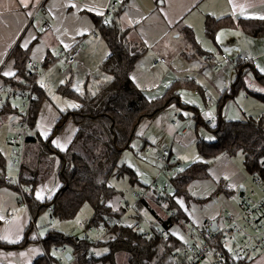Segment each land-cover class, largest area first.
<instances>
[{
	"label": "trees",
	"instance_id": "obj_1",
	"mask_svg": "<svg viewBox=\"0 0 264 264\" xmlns=\"http://www.w3.org/2000/svg\"><path fill=\"white\" fill-rule=\"evenodd\" d=\"M88 14L97 25L99 17L91 12ZM117 14L118 12H115L106 18L98 28L99 37L103 39L109 50L108 55L100 61L99 68L109 78L101 79L102 75H96L93 88L87 87V80L83 89L73 88L70 82L62 83L57 87L61 95L76 100L78 107L62 112L52 132L44 139L38 135L27 137L18 175L19 182L23 186V195L19 196L20 201L23 199L26 201L34 222L39 214L47 210L53 218L73 219L83 204L88 203L92 208V214L84 221V225L86 228L92 226L97 229L105 225V238L92 240L86 236L66 234L50 228L41 239L50 258H46L42 253L31 264H56V259L51 253L56 246L68 247L71 264H117L116 258L119 254L125 257L126 264H161L165 254L180 248L183 241L171 231L169 240L164 241L159 229L164 227L170 230L175 224L181 226L188 224L190 220L182 203L186 206L191 203L202 205L212 198L211 195L203 198L192 196L188 191V185L194 179L208 178L210 165L215 158L222 154L234 156L237 152H241L245 172L258 183H264V112L243 120L223 119L220 115L223 104L228 99L234 98L240 89L246 88L244 77L248 72L264 86V75L256 70L251 61H247L235 66L232 83L222 91L221 97L215 102L214 113L217 116L215 124L208 127L200 121L214 137L211 141L199 138L196 146L201 158L183 165L181 170L169 176L168 189L160 192L152 190L146 197L137 201L132 217L135 218L134 223H139L140 227H135L134 223L113 222L126 211V206L115 210L109 205V201L120 193L110 183V179L128 177L131 186L137 184L142 189L148 186H143L133 169L119 162L123 150L131 148L139 124L145 119L154 118L171 104L193 112L198 121L200 113L196 106L181 101L180 89L193 86L185 79L186 76L172 81L161 95L154 98H148L135 84L131 79V72L136 61L146 52L147 46L134 27L120 26ZM237 25L248 36L264 37V19L234 20L230 15L206 16L204 34L215 41L219 30ZM177 31L193 50V52H183L185 56L211 59L212 53L201 47L191 27L179 23ZM29 54L28 47L16 45L12 49L7 58L13 61L15 76L5 78V83L19 85L17 81L24 76L27 61L30 59ZM47 62L41 66L45 67ZM61 68L65 71L64 64L60 67V72H63ZM35 90L37 100L31 104L29 117L31 129L35 124L40 104L46 97L43 88H38L36 85ZM256 94L264 101L263 94ZM6 109L7 103L0 104V112ZM68 119L74 123L76 131L67 148L61 151L52 145L51 140ZM57 158L60 185L52 196L39 200L34 195V188L51 176ZM3 163L0 160V183L7 184L3 178L5 174ZM222 184L223 180L218 182L215 195L222 191ZM8 185L19 192L15 182ZM156 203L160 205L163 203L166 209L172 210V214L169 215L166 210L162 213L158 211L155 207ZM146 215L151 219L146 218ZM106 220L111 223L107 224ZM143 220L148 222L143 223ZM139 229L147 231L149 235L144 236L143 233L138 232ZM33 231L34 228L29 222L20 241L11 244L0 242V250H19L28 244L39 243ZM98 246L106 247L108 252L96 256L93 248ZM250 263L251 260L242 258L227 264Z\"/></svg>",
	"mask_w": 264,
	"mask_h": 264
},
{
	"label": "crops",
	"instance_id": "obj_2",
	"mask_svg": "<svg viewBox=\"0 0 264 264\" xmlns=\"http://www.w3.org/2000/svg\"><path fill=\"white\" fill-rule=\"evenodd\" d=\"M107 2L108 0H84L83 3L74 0H29L28 7H24V5L20 3V0H0V65L3 62L0 68V88H2L4 84H10L8 82L5 83L4 80L11 76H5L3 73H15L13 61L7 57L16 45L23 48H30V59L38 61L41 65L47 61H51L47 62L46 66L43 67L37 80V87L43 88L46 97L40 104L35 124L32 129H30L29 135H38L44 139L45 136L43 133L47 132L49 135L52 132L60 114L76 108L70 107V105H78L76 100L63 96L57 91V87L60 84L70 82L73 88L78 89L79 87L76 88V85L80 86L82 80H76V77H80L81 79L85 77V79L88 80L91 76L95 77L99 75L97 70L99 69V63L102 59H98L97 62L99 63L94 66V64L88 60L87 55L92 59V55L99 51L103 53L101 55L107 56L109 50L107 51L105 45L99 42L100 37L96 38L91 35L95 24L88 12L97 15L100 20L101 15L97 13H100L101 10L106 7ZM37 5H41V9L34 15L33 11ZM72 5H75V7H72ZM116 12H118L117 20L120 26L123 28L134 27L136 33L145 45L151 47L165 39L168 31L172 33L175 32L179 23L191 27L195 34V25H198V28L201 27L204 32V20L206 16L222 17L230 15L234 20L238 18L264 17V0H118V9ZM39 15L42 17V22L40 23L39 29H37L32 26L35 17ZM45 21L50 23V28L47 30H43L42 28ZM233 28L235 31H232L233 29L230 28H224L217 32L215 41L213 42L218 47L213 51L209 50L212 53L211 58H215L219 51L228 53L227 49L230 47L234 49L236 47L235 45L240 44V41H246L247 45L252 50L253 59L250 58L251 62L254 64L256 70L264 75V72L261 71V69H264V37L248 36L243 33L239 25ZM40 30L46 31V33L41 35ZM48 31L50 32L47 33ZM85 33L90 35V39H88L85 46L83 44L85 40L83 41L78 59L79 63L69 67L70 74L65 73L66 70L60 72V67H62L61 64L57 70L60 73L59 77L50 73L53 66L60 62L62 63V57L65 51L76 42L77 38ZM96 44H98L99 50H97ZM94 45H96V48ZM86 50L87 52H85ZM91 50L93 52L90 53ZM150 50L151 48L146 50L136 61L134 69L131 72V79L144 91L146 96L147 90L151 91L158 85H162L166 88L175 79H183L185 76H190L195 82L190 81V84L193 86L191 88L188 87L189 92L192 88H197L204 100V94H208V87L202 83L199 84L201 81L193 74L175 76V71L171 72L169 70L170 72L165 76L161 77L159 74L158 76L160 77L155 76L152 72L158 66L165 68L163 64L166 62V58ZM84 52L87 53V55H85ZM145 55L149 56L147 59L148 64L144 61ZM158 57H164L165 62H158L155 66H151L152 61ZM78 66H81L83 74H77L76 77H74L71 71L73 68H78ZM223 70L228 71V78H230L231 73H233V68L227 66ZM76 82L80 84H76ZM258 94L264 95V89L262 92H258ZM182 98L184 100H182ZM11 101H16V104H12ZM181 101L194 105V101L191 99L189 100L190 102L187 101L184 98V94H181ZM4 103H7V109L0 112V160L4 162V171L5 174L9 176V179H4L7 184L0 183V242L11 244L23 238L24 231L30 222V213L21 203L19 198L20 193L8 185V183L15 182L18 175L17 164L14 162L16 157V146L10 142L12 130L9 127V121L18 116L20 100L9 98ZM207 103L208 102L204 100L203 105L205 106ZM188 111L189 110L178 108L175 104H171L154 118L143 120L137 127L136 142L134 139L132 141L134 145L131 143V148H129L133 155L129 154L134 159L132 162L136 163L138 170L136 168H131L125 162L121 164L133 169L143 186L146 184L143 183L139 176L143 174L147 177L150 176V164L152 160H154V155L159 149L170 147L172 157L182 165L181 158L192 160L196 156L192 153L187 155L185 152L177 151L176 153L173 151L174 146L184 147L189 151L188 149L201 138L196 134L198 133V128L192 123L196 118L193 116V113L190 115ZM190 123H192V126ZM196 124L197 122L195 120V125ZM75 131L76 126L68 119L63 128L53 136L51 140L52 145L64 151L69 145ZM53 141L59 142L63 147L58 148ZM146 145H149L148 150L144 149ZM58 163L59 160L57 158L55 169L51 176L35 186V197L37 192H40L43 197L39 200L49 198L59 187L60 183L57 175ZM139 168L141 171H139ZM210 171L213 174L216 184L221 180H225L226 177L227 179L231 177V180L229 179L231 182L240 180V178H238L239 174L236 172L235 166L229 157H220L209 168V174ZM124 178L128 180V177ZM144 180H146V177ZM128 184L130 185L129 180ZM116 188L121 191L120 188ZM132 188L142 189V187L137 184L132 186ZM221 198L223 197L221 196ZM223 199H220L218 202L216 201L214 204L209 203L208 207L201 212L193 213V215H191L192 219L202 223H207L215 219L218 214L222 212L223 208L228 206V203ZM128 203L129 201L123 196L122 191L109 201V205L115 210ZM8 212L12 214L11 219L9 222L4 223L3 219L7 216ZM127 212H125V214ZM42 213L47 214L49 218H53L49 210ZM190 221L188 222L189 226L190 223L196 224ZM83 222L82 220V223ZM145 222L147 223L148 221ZM89 233L91 236L86 237L92 240L105 238V233L100 230L96 233L89 231ZM176 237L185 241L188 239V234H184L183 237ZM42 253L43 249L40 243H31L19 250H0V264H31L32 261ZM254 259L250 264H264L263 256ZM65 264H71V262L68 261Z\"/></svg>",
	"mask_w": 264,
	"mask_h": 264
},
{
	"label": "built area",
	"instance_id": "obj_3",
	"mask_svg": "<svg viewBox=\"0 0 264 264\" xmlns=\"http://www.w3.org/2000/svg\"><path fill=\"white\" fill-rule=\"evenodd\" d=\"M83 3L84 0H74ZM41 9V5H37L33 11V14H37ZM118 9V0H108L106 7L101 10V18L97 25L94 26L91 34L94 37H99L98 28L105 22L106 18H109ZM43 30L50 28V23L45 21L42 25ZM85 40L84 37H79L76 42L67 50L63 55L64 67H70L79 63V54L82 48V43ZM230 55L225 51H219L215 58H212L215 67H220L231 63ZM250 61L247 56H241L239 61L233 63V69L238 63H244ZM158 62H165L164 57H158L154 59L151 66H155ZM3 62L1 63V65ZM0 65V68H1ZM43 67L41 64L34 60L29 59L24 71V76L17 82L19 85L4 84L0 88V104L7 101L9 98H15L20 100L21 112L18 111V116L9 121V127L12 130L10 142L16 146L15 160L17 164L18 175L19 168L23 158L24 148L26 145L27 137L30 134V108L33 101L37 100V94L35 87L37 80L41 74ZM63 71V68H61ZM186 80L195 82V80L186 76ZM193 94H199L197 88L190 90ZM204 100L208 102L198 116L206 126H213L217 120L216 114L211 110L215 103L211 102L209 94H204ZM144 149H149V145H146ZM154 161L158 165V173L155 179L159 176L165 177V182L162 190L158 189L156 180L149 184L147 187L141 189V191L133 192L134 201L126 204V211L135 209L137 201L142 197H146L149 192L155 190L156 192L163 191L169 188L168 177L182 169V165L176 159L172 157L170 147H163L154 155ZM17 175L15 183L19 188V193L23 195V186L19 182V176ZM4 179H9V176L4 174ZM257 182V180H255ZM258 183V182H257ZM221 189L225 195V200L228 206L224 207L222 212L218 214L216 219V229L214 231L209 229L210 221L204 226L192 224L188 227V239L182 242V245L178 249H173L167 252L161 264H227L237 259L253 260L257 256L264 254V190L260 194L252 189L247 193L244 189L243 196H240L239 187L233 185L228 180H223ZM21 203L28 209L26 201L23 199ZM165 204V202H164ZM169 215L172 214L171 209H166ZM124 213L117 217L113 222L122 223ZM30 213V212H29ZM12 214L8 212L7 216L3 219L4 223L10 221ZM30 223L34 228V236L41 244L43 249V255L46 258H50V255L44 249L41 239L43 236L37 233L35 222L30 214ZM109 224L111 221L106 220ZM135 227H140L139 223L133 224ZM85 226V225H84ZM86 228V227H85ZM89 231H93L94 227L90 226L86 228ZM106 234L105 225H101L98 229ZM144 236H148L149 233L141 229ZM160 235L164 241H168L170 237V230L168 228L161 227L159 229ZM68 247L56 246L52 249V255L56 259V264H65L69 260L66 258L68 253Z\"/></svg>",
	"mask_w": 264,
	"mask_h": 264
},
{
	"label": "rangeland",
	"instance_id": "obj_4",
	"mask_svg": "<svg viewBox=\"0 0 264 264\" xmlns=\"http://www.w3.org/2000/svg\"><path fill=\"white\" fill-rule=\"evenodd\" d=\"M41 18L42 17L40 15L36 16L34 19V23H33L32 27L39 29L40 23L42 22ZM122 26H125V25H122ZM195 28H196V29H194V30H196L195 31V38L199 42L201 47L205 48V50H208V51L209 50L213 51L214 49H217L218 46L216 44H214V42L211 39H209L208 37L205 36L201 27L198 28V25H195ZM230 29H233L232 31H235L234 28H230ZM49 32L50 31H48L47 33H49ZM43 33H46V31H41V35H43ZM81 37H84L87 39V40L85 39V41L83 43L85 46L88 42V39H90V35L85 33ZM165 37L166 38L159 41V43H157L151 47L147 46V50H149V48H151V50H150L151 52L159 53L166 58V62L163 64L165 66V68L158 66L154 69V71L152 73L157 77L165 76L170 71L171 72L175 71V73H176L175 76H181V75H185V74L195 75L201 81V82H199V84L202 83L203 85L208 87L207 92L211 97L210 103H215L221 97L222 91H224L225 89H227L229 87V85L232 83V80L234 78V75H235L234 69H233V73H231L230 78H228V71L223 70V69L226 68L227 66H231L233 68V63H236V61H239L241 56H247L249 59L253 57L252 52H251L252 50L247 45V42L246 41H244V42L240 41V44L235 45L236 47L234 49H233V47H230L229 49H227V52L230 55L229 57L231 59V63L220 66V67H215L213 64L212 58L211 59H205L203 57L189 58V57L185 56L183 54V52L188 53L190 51L193 52V50L188 46V44L185 41V38L182 36V34H179L177 29L173 33L171 31H168V33ZM99 42L102 43L103 45H105V49L108 51V48H107L105 42L103 41V39L99 38ZM96 45H97V50H99L98 44H96ZM96 45H94L95 48H96ZM208 48H210V49H208ZM85 52H87V50ZM91 52H93V51L91 50L90 53ZM101 54H103V53H101L99 51L95 52L92 55V59H90L89 56L87 55V53H85V55H87V57H88V60L90 62H92L94 64V66H96L99 63V62H97L98 59H103L106 57L105 55H101ZM99 56H101V57H99ZM148 58H149V56H147V55L144 56V59H145L144 61L146 62V64H148L147 63ZM250 61H251V59H250ZM60 64H61V66L63 65V63L60 62V63L56 64L55 66H53L51 71H50V73H53V75H55L56 77L60 76V73L57 71ZM160 65H162V64H160ZM69 69H70L69 67H66L65 73L70 74ZM71 72L73 73L74 77H76L77 74H83V70L81 69V66H78V68H73ZM97 73L99 75L103 76V77H101V79L102 78L103 79L109 78V76L107 74H105L104 72H102L100 70V68L97 70ZM158 74L160 76H158ZM61 75H64V74H61ZM244 78L246 81V88L240 89L239 92L234 96V98L228 99L223 104L221 112H220V115L223 119L243 120L249 116H256V115L264 112V101L262 100L261 97L257 96V94H256L258 92L263 91V89H264L263 86L261 84H259L255 78H253L251 76L250 72H248ZM75 79L76 80L79 79V81L82 80L80 86L76 85V84H80L77 82L75 85H76V88L79 87L78 89H83L84 83L86 82L85 77L83 79H81L80 77L79 78L76 77ZM95 81L96 80L94 79V77L91 76V78L87 80V87L93 88L95 85ZM164 88H165L164 86L158 85L155 89H153L151 91L147 90L146 94L148 97L154 98V97L159 96L163 92ZM180 94H184V98L187 101H189L190 99L193 100L194 101L193 104L195 106H197V108L199 110H202L204 108V105H203L204 100L200 94H198V95L192 94V93L190 94L188 87L181 88ZM182 100H184V99L182 98ZM11 102L14 105L16 104L15 103L16 101H11ZM18 109H20V111H19V113H20L21 112L20 106H18ZM211 110L213 112H215V105L211 108ZM188 112L190 115H192V113H193L191 111H188ZM193 116H194V114H193ZM192 119H194V118H192ZM195 120L197 122L196 125H195ZM200 121H201L200 118H199V121H198V119H194L193 122L190 121L193 123V125L195 127L198 128L197 129L198 133H196L197 136H200L201 138H203L206 141L213 140V138H214L213 134L210 132V130L207 127H205L203 124H201ZM192 123H190L191 126H192ZM193 131H194V127H193ZM134 141L136 142V139ZM132 144L134 145V143H132ZM186 149L187 148H184V147L181 148V147H177V146H174V148H173V151L176 153H177V151H181V152H185V154H187V155H189L190 153L196 155L194 157V159H192V160H185V159L181 158L183 165L189 164V163L193 162L194 160H198L201 158L200 154L198 153L196 143H194L193 146L188 149L190 152L187 151ZM145 150H148V149H145ZM129 153L131 155H133L129 148H128V150L127 149L123 150V152H122L123 156L121 154V157H120L121 159L119 160L120 163L125 162L131 168H136L138 170L136 163L132 162V161H134V159L130 156ZM223 156H225L227 158L229 157L231 159V161L233 162V165L235 166L236 172L239 174L238 178H240V180H238L237 182L236 181L231 182L230 181L231 177H229L230 180L227 179V177H226V179L229 180L233 185H235L237 187H239L240 185H243L245 188V191L247 193H249L250 190L253 189L256 192V194H260L264 190V183H262V182L257 183L253 177H251L250 175H248L245 172L244 167H243V160H242L243 154L241 152H237V154H235L234 156L222 154L213 160L210 167L220 157H223ZM150 167H151V169H149V174H150L149 177L144 176V174L139 176L140 179H142L143 183L146 185L153 183L156 180L155 177L157 176V173H158V165L156 164V162L154 160H152ZM139 171H141L140 168H139ZM145 177H146V180H144ZM164 182H165L164 176H159L158 179L156 180V183L158 185L159 190H162ZM110 183L112 185H114L115 188L118 187L121 189L123 196L129 201V203L134 201V198L132 196L133 192L134 191L135 192L141 191V188L140 189L139 188L133 189L132 186L128 184L127 178H124V177H122V178L113 177L110 179ZM217 187H218V185L216 184L215 179H214L211 171H210V176L208 178L194 179L189 183L188 191L190 192V194L192 196H194L196 198H203V197H207L210 195L212 196V198L208 202H206L205 204H202V205L191 203L190 205L186 206L185 203H182V207L187 212L186 214H187L189 220H191L193 223L200 224L202 226H204L206 224V223L198 222L195 219H192L191 215H193V213L195 214L196 212L198 213V212H201L203 209H206L208 207L209 203L214 204V203H216V201L218 202L220 199H223V198L225 199V195L223 192H220L218 195H215V193H216L215 191H216ZM121 191H120V193H121ZM221 196L223 198H221ZM155 207L161 213L164 212V210H166V207L163 203L161 205L156 203ZM132 212H133V210L128 211L125 214V216L122 219L123 222H128L129 224L134 223L135 218L132 217L133 216ZM91 214H92V208L88 203L83 204V206L80 208L78 214L73 219H69V220H59L56 218H49L47 216V214H43V213L39 214L35 219V225L37 227V233L40 234L41 236H44L50 228H54V229H57V230H60L64 233H66V234H73V235H77V236H88L89 237V236H91L89 233V230H87L85 228V226L83 224L84 222L82 223V220L85 221V220L89 219ZM147 214H149V212H147ZM146 218L151 219V217L148 215H146ZM144 222L145 221H143V223ZM143 223H142V225H143ZM188 226H189L188 224L184 225V226L183 225L181 226L180 224H175L171 228V233L176 235V236L183 237V235L187 234V232H188ZM143 227H145V225H143ZM98 231L99 230L97 228H94L93 231H91V232L96 233ZM33 234H34V231H33ZM107 252H108V250L104 246H98V247L93 248V253L96 256L104 255ZM260 256L264 257V254H261L257 257H260ZM116 261H117V264H126L125 257L123 255H120V254L116 258Z\"/></svg>",
	"mask_w": 264,
	"mask_h": 264
},
{
	"label": "snow or ice",
	"instance_id": "obj_5",
	"mask_svg": "<svg viewBox=\"0 0 264 264\" xmlns=\"http://www.w3.org/2000/svg\"><path fill=\"white\" fill-rule=\"evenodd\" d=\"M20 3L23 4L24 7H28L29 0H20ZM72 7H75V5H72ZM97 14H98V15H102V13H97ZM29 15H30V13H29ZM260 18H261V19H264V17H260ZM25 47H26V45H25ZM261 71L264 72V69H261ZM3 75H5V76H15V73H13V72H4ZM70 107H78V105H74V104H73V105H70ZM43 135H44L45 137H47L48 133H47V132H44ZM53 143H54L58 148H62V147H63V146H62L59 142H57V141H53ZM36 197H37V199H42V198H43L40 192H37V193H36Z\"/></svg>",
	"mask_w": 264,
	"mask_h": 264
},
{
	"label": "water",
	"instance_id": "obj_6",
	"mask_svg": "<svg viewBox=\"0 0 264 264\" xmlns=\"http://www.w3.org/2000/svg\"><path fill=\"white\" fill-rule=\"evenodd\" d=\"M244 186L243 185H240L239 186V190H240V196H243V193H244ZM209 229L214 231L216 229V219H212L210 220V224H209ZM139 233L142 232L141 229L138 230ZM66 258L67 260H70L71 259V254L70 252L66 253Z\"/></svg>",
	"mask_w": 264,
	"mask_h": 264
},
{
	"label": "bare ground",
	"instance_id": "obj_7",
	"mask_svg": "<svg viewBox=\"0 0 264 264\" xmlns=\"http://www.w3.org/2000/svg\"><path fill=\"white\" fill-rule=\"evenodd\" d=\"M36 91V90H35Z\"/></svg>",
	"mask_w": 264,
	"mask_h": 264
}]
</instances>
